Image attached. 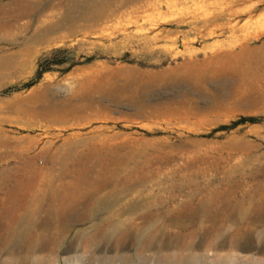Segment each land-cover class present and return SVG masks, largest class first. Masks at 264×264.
<instances>
[{
	"label": "rangeland",
	"instance_id": "rangeland-1",
	"mask_svg": "<svg viewBox=\"0 0 264 264\" xmlns=\"http://www.w3.org/2000/svg\"><path fill=\"white\" fill-rule=\"evenodd\" d=\"M195 184L249 218L145 221ZM263 201L264 0H0V264H264Z\"/></svg>",
	"mask_w": 264,
	"mask_h": 264
},
{
	"label": "bare ground",
	"instance_id": "bare-ground-1",
	"mask_svg": "<svg viewBox=\"0 0 264 264\" xmlns=\"http://www.w3.org/2000/svg\"><path fill=\"white\" fill-rule=\"evenodd\" d=\"M54 28H57V27L48 26L41 31L43 33H49L52 30H54ZM58 28H61V26H58ZM25 40H27V39H25ZM210 188H211L210 185L209 186H206V185L202 186L199 184H195L193 186L191 193L188 196L187 195L185 196V198H186L185 201L183 202L182 205H180V208L182 209V211H180L176 214H173V215L171 214L172 211L168 208H165L164 205L161 203H158L157 205L147 204L146 209L148 211V214L144 216L145 217L144 219H145V221H156V222L161 220V219L162 220L167 219L169 222L175 223L177 228L179 227L182 229H190V227L195 222V217L199 214L203 215L204 218H206V220H209V221H213L212 217L214 214H219V215L221 214L225 217H231L234 220H236L237 222L240 220L249 218V212L248 213L247 212L242 213V209L244 208V204H245V198L244 197L237 195V193L234 191H231V192L223 191V192L218 193V195L215 196V195H212L213 190ZM261 204H264V201L261 202ZM250 206L255 208V206H258V203L256 205H255V203L250 204ZM2 214L3 213L0 212V230L2 229V225H1ZM252 217H254V216H252ZM28 218H29L28 213H23V215H21L14 222V226H13L14 231H12L10 238H11V245H13L15 247V249H18V247H20L23 244L25 237L32 232L34 221L29 220ZM258 220H262V218H258ZM130 226L128 225V228L126 230H124V234L126 233L125 236L131 242V244L142 245V250L148 249L150 246L154 245L153 243L148 242V241L145 243H142L143 236H141V231L138 229H132ZM116 231H117L116 229L112 228V230L109 229L108 231H103L101 233L102 234L101 236L87 237V239L84 240V244L88 245L90 243H97L98 240L100 241V239L105 240V242L107 244H109L110 241L112 240L114 234L116 233ZM154 231H155V233H154L155 235L153 236L152 240L160 239V233L162 232V230L160 228L156 227V229ZM189 236L191 238H198L200 240L201 246L217 245L216 240H217L218 236H213L212 241L209 243H207L206 241H202V240H206L207 237L205 236V234H203L201 232L200 228H196L195 230H192L190 232ZM196 256L195 257H193V256L182 257V255H181V259L182 260L184 259L183 261H191L192 262L193 260H195L198 257V256L197 257ZM204 257L200 256L197 259L201 261V264H208L209 261ZM169 258H171V257H169ZM174 258H175V256H174ZM164 259H166V258H163V260ZM213 259L216 260V258H213ZM182 260H180V261H182ZM147 261H148L147 258H143L141 260V264H146ZM123 262H124V260H123ZM228 263L233 264L231 260H228ZM20 264H32V263H30V256H28V257L26 256L25 258H23L20 261ZM180 264H181V262H180ZM210 264H218V261H215V262L212 261V262H210Z\"/></svg>",
	"mask_w": 264,
	"mask_h": 264
},
{
	"label": "trees",
	"instance_id": "trees-1",
	"mask_svg": "<svg viewBox=\"0 0 264 264\" xmlns=\"http://www.w3.org/2000/svg\"><path fill=\"white\" fill-rule=\"evenodd\" d=\"M41 72H43V70H40L36 73V77H39ZM251 118H246V117H240L239 119L233 121L230 126H220L218 127L217 129L220 130V129H226V128H229V127H233V126H236L238 124H243L245 121H248V122H251Z\"/></svg>",
	"mask_w": 264,
	"mask_h": 264
}]
</instances>
